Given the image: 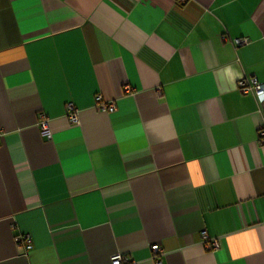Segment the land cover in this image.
Segmentation results:
<instances>
[{
    "label": "crops",
    "instance_id": "crops-1",
    "mask_svg": "<svg viewBox=\"0 0 264 264\" xmlns=\"http://www.w3.org/2000/svg\"><path fill=\"white\" fill-rule=\"evenodd\" d=\"M250 78L264 0H0V264H264Z\"/></svg>",
    "mask_w": 264,
    "mask_h": 264
},
{
    "label": "built area",
    "instance_id": "built-area-1",
    "mask_svg": "<svg viewBox=\"0 0 264 264\" xmlns=\"http://www.w3.org/2000/svg\"><path fill=\"white\" fill-rule=\"evenodd\" d=\"M178 4L183 5L188 0H175ZM247 42V38L236 39L235 44L240 45ZM239 92L241 94L253 93L259 102H264V89L262 85L258 84L254 78L248 80H241L238 83ZM131 89L129 87L125 88V92L129 93ZM95 108L99 111L106 112L111 114L115 111L114 102H105L102 100L100 95H96L95 98ZM67 108V119L71 124L78 123L77 111L71 103L66 105ZM37 126L39 128L40 135L45 138H50V130L48 125V120L43 113H39L37 118ZM259 139L264 143V115H263V124L258 128ZM203 237V245L209 251H214L218 248V241L215 239H208L204 232L201 233ZM15 242L17 244H24L25 248L28 250L31 248V240L27 235H17L15 237ZM151 259L155 264H160L158 257L160 255V248L158 245L153 244L149 247ZM109 264H137L134 260L128 258L126 255L121 253H116L111 256Z\"/></svg>",
    "mask_w": 264,
    "mask_h": 264
}]
</instances>
